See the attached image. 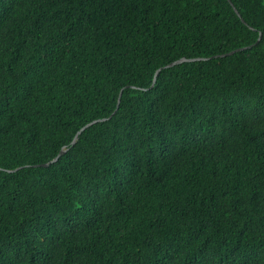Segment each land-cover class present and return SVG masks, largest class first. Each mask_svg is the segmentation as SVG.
Here are the masks:
<instances>
[{
    "label": "trees",
    "instance_id": "trees-1",
    "mask_svg": "<svg viewBox=\"0 0 264 264\" xmlns=\"http://www.w3.org/2000/svg\"><path fill=\"white\" fill-rule=\"evenodd\" d=\"M229 1L0 0V264H264V0Z\"/></svg>",
    "mask_w": 264,
    "mask_h": 264
},
{
    "label": "water",
    "instance_id": "water-1",
    "mask_svg": "<svg viewBox=\"0 0 264 264\" xmlns=\"http://www.w3.org/2000/svg\"><path fill=\"white\" fill-rule=\"evenodd\" d=\"M228 2H230L229 0H227ZM234 10V12L236 13V15L237 16H239L238 15V13L235 11V9H233ZM236 51V50H235ZM237 51H239V50H237ZM234 51H232V52H230L229 54H232ZM196 60H200V59H184V58H182V59H180V60H177V61H175V62H173V63H170V64H168L167 66H165V67H163V68H161V69H165V68H169V67H172V66H174V65H177V64H180V63H183V62H191V61H196ZM161 69H158V70H156V72H155V74H154V78H153V82L155 81V77H156V75L160 72V70ZM119 97H120V95H119ZM119 103V98H118V100H117V104ZM95 123V121L94 122H91V123H89V124H87L85 127H83L80 131H82V130H84L86 127H88V126H90V125H92V124H94ZM79 131V132H80ZM79 132L77 133V134H79ZM77 134L75 135V137H74V139H73V141H72V143L71 144H73L74 143V141L76 140V138H77ZM64 152L63 151H60L59 152V154L51 161V162H49L48 164H50V163H53V162H55L62 154H63ZM43 166H47V164H44Z\"/></svg>",
    "mask_w": 264,
    "mask_h": 264
}]
</instances>
